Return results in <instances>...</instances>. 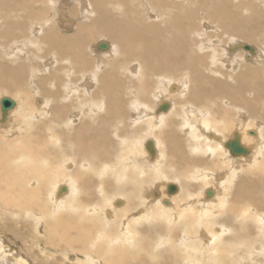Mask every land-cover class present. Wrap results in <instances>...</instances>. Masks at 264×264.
<instances>
[{"label":"bare ground","instance_id":"obj_1","mask_svg":"<svg viewBox=\"0 0 264 264\" xmlns=\"http://www.w3.org/2000/svg\"><path fill=\"white\" fill-rule=\"evenodd\" d=\"M0 264H264V0H0Z\"/></svg>","mask_w":264,"mask_h":264},{"label":"water","instance_id":"obj_2","mask_svg":"<svg viewBox=\"0 0 264 264\" xmlns=\"http://www.w3.org/2000/svg\"><path fill=\"white\" fill-rule=\"evenodd\" d=\"M107 46L106 44H102L100 45L99 49L101 50H104L106 49ZM240 48V46H237V47H234L232 48L230 51H234L235 49H238ZM242 48H244L245 50H248L250 53L254 54V49L248 45H244ZM1 106H2V112H3V117L4 119L2 120V122L5 120V115H6V112L12 108L14 106V102L11 100V99H8V98H3L1 100ZM167 104H164L162 105V107H160V110H166L167 109ZM151 145V142L149 141L148 144H147V147H148V150L150 151V153H152V151L150 150L149 146ZM226 147L231 151V153L233 155H245L248 153V150L247 149H244V147H242L240 145V142H239V138L237 135H235V139L234 140H230L227 144H226ZM170 187H173L172 189L169 188V193H173L174 191V186H170ZM211 193H208V195H210Z\"/></svg>","mask_w":264,"mask_h":264},{"label":"rangeland","instance_id":"obj_3","mask_svg":"<svg viewBox=\"0 0 264 264\" xmlns=\"http://www.w3.org/2000/svg\"><path fill=\"white\" fill-rule=\"evenodd\" d=\"M117 204H118V201H117ZM118 207H119V206H118ZM149 207H150V206H149ZM151 210H152V209H151ZM151 210H150V211H151ZM145 223H147V221H143V222H142V225L145 224ZM39 248H41V249H39ZM39 248H34V250H33L32 252H33V253H37L38 250L40 251V250H43V249H44L43 246H42V247L40 246ZM59 258H61V257L59 256Z\"/></svg>","mask_w":264,"mask_h":264}]
</instances>
